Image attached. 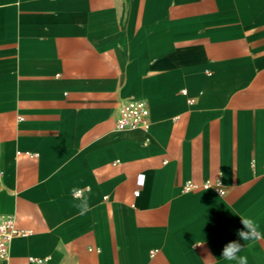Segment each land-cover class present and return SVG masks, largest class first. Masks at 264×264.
Segmentation results:
<instances>
[{"label":"crops","instance_id":"crops-1","mask_svg":"<svg viewBox=\"0 0 264 264\" xmlns=\"http://www.w3.org/2000/svg\"><path fill=\"white\" fill-rule=\"evenodd\" d=\"M0 215V264H264V0H0Z\"/></svg>","mask_w":264,"mask_h":264},{"label":"built area","instance_id":"built-area-1","mask_svg":"<svg viewBox=\"0 0 264 264\" xmlns=\"http://www.w3.org/2000/svg\"><path fill=\"white\" fill-rule=\"evenodd\" d=\"M150 108L145 100H132L123 105L120 109V114L116 122V129L134 130L150 128ZM197 186L189 182L185 186V191L195 189ZM205 188L211 187L208 182L204 184ZM217 190L220 194H225L222 189V182L217 183ZM138 195V193H136ZM25 232L19 230L16 226V219L11 215H0V263L8 261L10 258V249L12 241L20 236H24ZM30 261L35 264H45L46 260L38 258H30Z\"/></svg>","mask_w":264,"mask_h":264},{"label":"clouds","instance_id":"clouds-1","mask_svg":"<svg viewBox=\"0 0 264 264\" xmlns=\"http://www.w3.org/2000/svg\"><path fill=\"white\" fill-rule=\"evenodd\" d=\"M218 184H220L219 180H218ZM86 191H90V186H87L85 189H77V188L72 189L73 198L80 201L78 204H75L74 206L79 209V215L81 216L91 211V208L89 207L88 199L85 196ZM240 218L243 228L245 230L238 231V236L243 241L264 240V234H262L259 231V225L256 223L254 219L248 217H242V216ZM197 245L199 246L200 244L197 243ZM241 249H242L241 244L236 241H231L227 243L222 250L223 259L227 261H236L237 264H247V257L238 256V253H240Z\"/></svg>","mask_w":264,"mask_h":264}]
</instances>
